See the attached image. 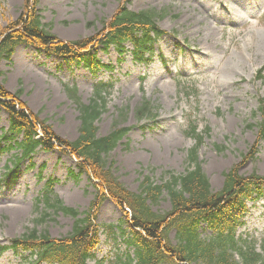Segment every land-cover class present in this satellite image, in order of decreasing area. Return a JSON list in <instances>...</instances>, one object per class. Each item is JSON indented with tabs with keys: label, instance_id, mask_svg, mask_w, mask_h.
Listing matches in <instances>:
<instances>
[{
	"label": "rangeland",
	"instance_id": "rangeland-1",
	"mask_svg": "<svg viewBox=\"0 0 264 264\" xmlns=\"http://www.w3.org/2000/svg\"><path fill=\"white\" fill-rule=\"evenodd\" d=\"M122 3L123 0H40L37 9L52 33L62 40L74 41L101 31L102 21L110 20ZM126 5L137 11L164 12L158 24L169 34L159 39L149 64L137 63L130 51L120 56L111 46L101 49L99 55L113 69L102 68L94 75L83 63L69 65L61 57L21 45L10 61L1 62L0 82L26 109L71 141L79 135L80 119L69 87L76 85L81 102L89 103L98 81L114 83L107 110L98 121L99 134L108 133L114 120L121 119V108L128 110L122 118L123 125L133 128L111 158L116 161L112 166L115 175L131 193L140 190L144 176L161 183L168 178L167 171L186 170L189 150L196 145L185 132L192 118L199 124L198 131L209 128L198 155L213 189L223 187L224 173L240 162L242 174L256 172L264 176V140L258 139L259 121L264 116L258 112L252 117L257 97H264V79L255 78L264 65V0H130ZM25 6L26 0H0V32L24 15ZM127 47L131 49L133 45L129 43ZM179 75L188 80L193 76L190 80L197 81L198 95L186 97L180 92ZM144 98L159 107L157 120L138 121L135 108ZM9 121L10 115L0 105L2 147L9 144L2 130ZM250 149L254 154L242 158ZM14 152L0 151V181L7 166L13 167ZM32 161L35 165L28 168ZM32 161L25 159L21 163L16 182L0 186V246L11 244L33 226L38 217L34 212L36 199L49 179L55 181L59 197L80 211H85L94 199L90 176L80 171L72 155L38 149ZM152 207L155 211L169 210L168 195L165 193ZM247 208L236 235L256 239L262 248L264 197L249 200ZM123 211L109 200L101 205L98 222L114 227L111 231L102 228L100 243L93 251L95 259L90 264H115L126 255L124 236L118 227ZM73 222L71 216L61 213L45 220L41 229H47L53 237H62L72 230ZM202 233L205 236L210 232L203 226ZM171 238L176 240L175 231ZM34 259V253L18 247L0 255V264H31Z\"/></svg>",
	"mask_w": 264,
	"mask_h": 264
},
{
	"label": "trees",
	"instance_id": "trees-1",
	"mask_svg": "<svg viewBox=\"0 0 264 264\" xmlns=\"http://www.w3.org/2000/svg\"><path fill=\"white\" fill-rule=\"evenodd\" d=\"M40 0H26V11L21 18L9 23L0 32V65L10 61L18 45L34 46L47 55L63 58L69 65L84 63L94 74L103 67L111 66L98 59L100 48L115 45L120 55L127 50L126 43L133 45L135 61L149 64L157 38L164 30L157 24L164 12L155 9L134 11L123 0L110 20H104L103 28L94 36L74 41L57 37L43 22L37 5ZM160 16V17H159ZM261 69L257 78L264 79ZM3 71L0 67V76ZM188 82H192L188 84ZM197 81L180 79L188 90V96L197 91ZM0 82V104L10 113V126L3 135L9 142L1 150H14L13 168L3 176L4 182L11 184L18 178V170L25 158H33L40 147L46 151L60 150L76 156L81 172L89 174L94 186V199L85 211L67 205L54 189L55 181L49 179L36 199L35 213L38 216L32 227L12 240L11 245L0 246V254L10 247H22L34 253L37 258L31 264H89L95 259L94 249L100 243V228L97 222L98 210L102 203L111 199L119 207L128 206L121 220V234L124 236L128 253L120 256L115 264H264V246L257 250L256 239H243L236 235V229L246 214L247 200L258 199L264 193V176L256 172L244 175L240 172L242 163L236 164L224 173L225 181L221 189L215 190L199 158V145L209 129L198 131L192 123L187 134L194 138L196 145L189 150L186 170L181 173L167 171L163 182L144 176L140 190L131 193L119 181L112 166V153L127 135L131 127L123 125L122 118L128 114L121 108V119L116 118L111 130L99 134L98 121L108 107V94L113 86L110 82L95 85L89 103H82L75 88H69L70 97L79 109V135L69 140L57 134L45 120L25 108ZM158 106L144 98L135 108L138 120L156 118ZM258 112L264 113V97L259 100ZM257 112V113H258ZM254 111L253 116H255ZM259 139L264 138V119L259 121ZM257 146V142L255 143ZM244 153L242 158L251 154ZM31 163L30 166H34ZM43 167L40 170L42 179ZM168 195L171 208L155 211L164 194ZM257 193V196H253ZM43 205V207H41ZM59 213L74 219L72 230L62 237H53L41 225ZM206 224L209 234L203 236L201 224ZM126 225V226H124ZM109 231L114 225H105ZM175 231V237L171 233ZM239 255V258L237 257Z\"/></svg>",
	"mask_w": 264,
	"mask_h": 264
}]
</instances>
